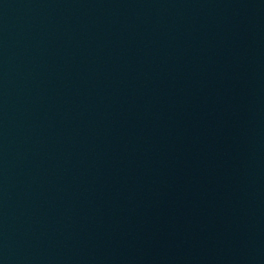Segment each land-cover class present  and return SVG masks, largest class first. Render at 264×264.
Instances as JSON below:
<instances>
[{
	"label": "water",
	"instance_id": "1",
	"mask_svg": "<svg viewBox=\"0 0 264 264\" xmlns=\"http://www.w3.org/2000/svg\"><path fill=\"white\" fill-rule=\"evenodd\" d=\"M0 264H239L197 0H0Z\"/></svg>",
	"mask_w": 264,
	"mask_h": 264
}]
</instances>
